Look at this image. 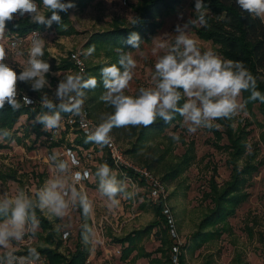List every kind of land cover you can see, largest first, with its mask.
Segmentation results:
<instances>
[{
  "label": "rangeland",
  "instance_id": "rangeland-1",
  "mask_svg": "<svg viewBox=\"0 0 264 264\" xmlns=\"http://www.w3.org/2000/svg\"><path fill=\"white\" fill-rule=\"evenodd\" d=\"M36 2V1H35ZM68 2V0H64ZM75 7L64 12L61 22L65 25L66 30L71 34L58 35L54 29L47 28L44 32H39V38L44 43V55L41 57L50 65L52 74L45 75L48 85L52 90V96L49 100L53 103H60L56 97L58 84L66 75L76 74L73 65L70 63L71 55L75 54L84 63L86 76L95 77L100 80L102 77L100 70L90 73L89 70L116 64L108 52L103 49L96 48L90 55L87 54L88 42L95 34H103L113 31L114 27L131 28L134 24L132 18L138 17L136 6L141 0H71ZM40 7L41 13L46 17L50 11L43 7V4L36 2ZM195 0H185L176 11L162 19V28L140 49L132 52V58L136 61V67L132 69L133 78L129 82L128 88L124 90L125 95L136 96L139 94L141 87H154L152 75L155 72V64L160 56L164 55L166 50L158 49L157 43L167 41L170 44L175 42L178 35L176 26L184 28L185 24L192 19L195 20ZM30 17L25 14L20 16L19 13L14 14L11 21L6 22L5 33L0 37V45H3L7 53L5 62L13 69L24 70L27 67L29 58V50L32 41L29 40V34L23 43L14 47V37L18 36L10 27L15 19ZM32 22V21H31ZM33 23V22H32ZM201 25L197 23L195 26L188 25L185 31L191 39L196 41L197 47L203 53L204 51H213L220 58L216 47L209 41L199 38L197 31ZM32 33V32H31ZM222 59V58H221ZM64 65L69 68L63 69ZM53 69V70H52ZM85 76V77H86ZM85 96L83 97V107L88 109L91 117L99 124L101 118L107 114H111L115 109L101 100V96L105 93H96L83 89ZM183 95V90L180 89ZM184 96V95H183ZM187 100V97H185ZM238 102L243 105L241 95ZM255 116L250 115L244 110V106L237 115L232 117L231 125L236 130L247 131V151L253 152L255 149L257 159L255 163L264 161V147L261 142L262 129L259 126L263 122V117L255 108ZM64 121V120H62ZM218 125L219 131H223V127ZM183 120L177 125L171 126L165 133L156 135L148 132V141L142 142L140 145L143 149L138 154H128L130 160L138 165L147 167V163L155 160L159 162L153 168V172L161 179L165 175H169V179L165 181V185L169 190V204L173 210L177 230L180 240L183 242L184 256L187 264H264V166L249 179V183L245 187V192L249 193V198L241 204L236 214L231 217L225 226L205 225L200 227L205 218L209 215L213 207L210 200L205 197L211 189V179L220 187L229 182L231 176L230 156L228 151L215 147L217 139L214 132L208 128H199L193 134H189L187 128L182 126ZM62 126L59 125V128ZM16 136L22 142L16 140L0 142L6 145L0 150V170L16 171L18 173V181H9L2 183L0 181V197L5 193L14 196L16 193L23 191L29 196L34 208L41 211L43 217L47 219L57 232V239L62 240L60 252L70 257L76 251L79 242L82 243L87 253L86 264H149L150 259L132 254L128 259L122 257V247L115 243L113 239L123 238L127 234L143 229L155 220L151 203L144 197L140 188H125L129 193H134V197L126 199L124 194H119L117 199L120 200L119 205L110 206V201L104 197L99 190V177L96 175L98 167L103 164L106 152L95 146L97 151L92 153V157L86 156L87 150H79V154H83L81 160V168L89 169L92 173L91 180L81 186L74 183L71 179L74 169L64 175L65 191L67 195L65 199L69 203L66 215L57 217L50 213L47 209L41 210L38 206V192L43 189L46 184L61 175L55 168V163L50 159L51 156L57 157L68 148L77 146L76 139L81 137L80 133L72 129L62 130L61 135H57L55 140L64 143L62 146L50 148L49 141L45 135L38 137L33 129V121L27 116H22L15 125ZM49 132V130H46ZM111 133L116 138L120 147L126 152L133 149L137 141V137H129L127 127H120V130L113 128ZM172 134L179 136V141L172 138ZM193 145L195 149V158L189 166L180 167L182 156L189 149L188 146ZM222 147L227 145V140L220 142ZM90 146V148L92 147ZM82 147L83 146H78ZM89 148V149H90ZM99 148V149H98ZM84 149V148H83ZM246 159L238 162L240 168L244 167ZM174 172L175 176L170 173ZM113 174L117 175L113 170ZM75 188L80 194L87 195L93 204V211L90 215V225H84L78 210V198L75 200L71 195V189ZM27 231L20 242L13 241L8 249L0 248V255H6L11 252L12 255L27 251L30 247H46L45 239L48 233L43 232L39 223L35 226L31 223L26 226ZM83 228L85 235L89 236V243L85 244L80 241L79 232ZM250 229L253 230L250 233ZM156 231V230H155ZM221 231L219 237L203 243L199 248L197 244L206 233ZM32 233H35L33 236ZM68 234V236H67ZM198 237H195V235ZM142 245L146 253H152L151 259L161 258L160 253H155L160 246V242L155 234L146 237ZM3 264H7V261ZM166 264V263H165Z\"/></svg>",
  "mask_w": 264,
  "mask_h": 264
},
{
  "label": "clouds",
  "instance_id": "clouds-1",
  "mask_svg": "<svg viewBox=\"0 0 264 264\" xmlns=\"http://www.w3.org/2000/svg\"><path fill=\"white\" fill-rule=\"evenodd\" d=\"M238 7L254 17L264 21V0H235ZM43 7L51 12V16L46 18L41 13L40 7L35 0H0V37L5 33L6 22L11 21L14 14L20 16L27 14L33 23L51 27L55 22L61 23L59 12L67 13L75 5L68 0H42ZM203 0H195L194 9L198 13L195 20L190 19L184 28L176 26L178 35L174 43L167 41L157 43L158 49L166 50L155 64V72L152 75L154 87L139 89L136 96L125 95L124 90L128 88L129 82L133 78L132 69L136 67V61L131 53H120L118 64L103 67L101 77L103 86L107 90L101 100L112 106L115 111L101 118V122L86 133L85 143L106 146L111 143L109 133L113 127L127 126H150L156 122L157 118L165 123H170L174 115L179 113L183 117V125L189 134H193L199 128L219 127L213 121L217 119H231L242 109L243 105L238 102V97L243 91H251V100L259 99L264 102V95L256 91V78L248 71L243 62L222 60L213 51L203 53L197 47L196 41L191 39L185 29L188 25L195 26L199 23L206 26ZM133 24L137 23L136 18H132ZM36 36V34L34 33ZM33 39L27 60V67L17 74L12 67L5 62L7 53L3 45H0V109L7 104L13 110L21 107L17 99V82H31L34 91L43 89L48 81L45 74L49 73L50 65L41 57L44 55V43L38 36ZM127 45L139 49L141 38L138 33L132 32L126 41ZM95 51L94 46H90L87 54ZM123 68V71H121ZM97 80L95 77L84 79L80 73L66 75L58 84L56 97L61 101L58 105L44 96L42 105L50 111L58 108L59 111H51L37 115L35 122L43 124L45 130H52L59 127L61 122V112L71 113L75 116L83 117V103L85 93L83 89H95ZM187 97L182 107H179L181 91ZM24 103L31 104L28 97H24ZM6 129H0V139L9 136ZM175 141H179L177 134H172ZM53 161L55 155L50 157ZM72 164H78L73 157ZM55 168L61 174L50 180L46 186L38 192V206L41 210L47 209L57 217H63L69 207L65 199L67 192L65 189V177L63 174L69 171L67 161H60L55 164ZM87 172H75L71 179L79 182ZM96 175L99 177V190L101 194L110 201V206L119 205L117 199L119 194H124L126 199L134 197V193H129L122 181L113 174L112 169L106 164H101ZM71 195L75 200L78 198L85 216L93 211V204L87 195L80 194L75 188L71 189ZM34 205L32 199L23 191L9 196L5 193L0 197V215L7 217L0 222V248L8 249L13 241L20 242L26 234V226L31 223L35 226L37 221L32 211ZM10 214V215H9ZM34 236L35 233H32ZM83 242L89 243V236H83ZM40 254L36 248L28 249V256L14 257L11 252L6 253L4 259L7 264H29L30 258L39 259Z\"/></svg>",
  "mask_w": 264,
  "mask_h": 264
},
{
  "label": "trees",
  "instance_id": "trees-1",
  "mask_svg": "<svg viewBox=\"0 0 264 264\" xmlns=\"http://www.w3.org/2000/svg\"><path fill=\"white\" fill-rule=\"evenodd\" d=\"M36 2L42 4V0H35ZM87 0H82L86 3ZM185 0H141L136 6V12L138 14L137 23H135L131 28L125 29L120 27H114L113 31L103 34H95L92 36L91 40L88 42L87 47L94 46L96 48L103 49L108 52L112 59H115L117 66L120 53L117 49L122 50L124 53H132L137 49L132 48L130 45L124 43L132 32L139 34L141 38V43L139 49L156 35V33L162 28V19L165 16H169L174 13L177 8H179ZM195 5V3H194ZM193 5V6H194ZM204 7L201 11L205 12V20L207 22L206 26H201L197 31L199 38L204 41L211 42L217 50V53L221 56L222 60H232L243 62L244 66L248 71L256 78V91H259L264 95V21L258 17H254L247 12L242 11L235 0H203ZM196 13V12H195ZM61 17L64 12L58 13ZM51 16V12L46 18ZM198 13L195 14L197 19ZM47 26L32 23L28 18L15 19L12 23L10 29L18 34L20 38H26L31 32L39 31L44 32L47 30ZM58 35L71 34L70 31L66 30L65 25L61 22L60 24L53 23L51 27ZM105 66H100L89 70L90 73L101 70ZM63 69L69 68V65H64ZM19 74L23 70L13 69ZM53 70V69H52ZM123 71V68H121ZM97 74V73H96ZM95 74V78L96 75ZM86 76V75H85ZM90 75L84 77L88 79ZM98 77H101L98 76ZM49 79L48 76H46ZM97 86L95 89H87L96 93H103L107 90L103 86V80L96 79ZM52 90L47 84L43 89L39 91H34L31 87V82H17V99L21 104L18 110H13L7 104L3 109H0V129H6L10 135L4 137L3 142H9L16 140L22 142L20 138H17L15 125L19 122L22 116H27L30 121H33V129L36 132V136L40 137L43 134L45 139L49 141V147H59L62 146L64 141H54L52 140V131H46L43 124L35 122V117L37 115H42L45 113L51 114V111H59L58 108L49 110L43 107L42 99L47 96L48 99L52 96ZM30 97L34 99L35 104L26 106L24 103V97ZM251 91H243L241 93L242 103L244 110L250 115L255 116V108L258 109L259 113L262 115L264 120V102L259 99L251 100ZM185 98L181 92V100L178 106L182 107L185 103ZM58 105L59 103H53ZM71 113L61 112V121L67 119ZM232 119V118H231ZM231 119H217L215 120L217 124L223 127V131H219L216 127L211 128L214 132V136L217 139L215 147L219 149L225 148L230 156L231 165V176L229 182L224 183L221 187L216 184L211 179V189L205 194V197L210 200L213 206L210 210L209 215L201 224V228L205 225L215 226H225L228 220L233 217L237 209L241 204L246 202L249 198V193L245 192V187L249 183V179L259 172V170L264 166V161H259L257 159V153L255 150L251 153L247 151V141L248 137L247 131L234 129L231 125ZM183 120V117L176 113L173 120L170 123H165L163 120L157 118L156 122L150 126H128L129 137H137V141L133 146V149L127 150L126 154H138L143 146L140 144L142 142L148 141V132L160 135L166 132L167 129L171 128L173 125H177ZM260 128L263 130L261 136V142L264 147V121L259 123ZM120 130V127H113ZM85 137L81 136L76 139L77 146H83L85 149H89L94 142L85 143ZM223 139L227 140V145H220ZM6 145L0 142V150L5 148ZM73 148V147H72ZM188 150L182 156V161L180 167H187L190 165L192 160L195 158V149L193 145L188 146ZM259 154V153H258ZM246 159L244 167L240 168L238 162L242 159ZM159 160H155L152 163H147V167L150 170L155 168V165ZM106 163L113 172V165L110 159L105 157L103 164ZM171 176H175V173H170ZM117 179L122 181L120 175H116ZM169 179V175L163 177V181ZM0 181L2 183H7L9 181H18V173L16 171L0 170ZM128 192L129 190L126 189ZM153 212L155 214V220L147 225L143 229L135 230L127 234L123 238L113 239L115 243H118L122 247V257L128 259L132 254H136L140 257L149 258V264H173V248L175 246V240L172 238L169 232V226L166 218L162 213V205H151ZM78 210L80 212L81 220L85 223L84 225H90V215H84L81 206L78 204ZM35 214V219L39 223L43 232H47V238L45 239L48 246L36 248L37 252L40 254L39 258H46L48 264H86L87 253L82 243L79 242L76 246V251L70 255V257L65 256L60 252L63 245L61 239H57V232L55 231L53 224H51L47 219H45L37 208L32 209ZM10 215V214H9ZM7 217L0 215V222H3ZM156 230V231H155ZM253 230L250 229V233ZM155 234L160 242V246L156 249L155 253H160L162 259L153 258L151 259L152 253H146L144 246L142 245L143 240L146 237H150ZM221 231H214L212 233H206L203 238L199 240L200 243L197 247H201L203 243L209 240L219 237ZM85 232L83 228L79 232L80 241L83 240ZM199 234L195 235L198 237ZM180 246V254L178 255V264H187L184 256V247ZM19 255L28 256V250L20 252ZM4 255H0V264L6 262ZM31 259V258H30Z\"/></svg>",
  "mask_w": 264,
  "mask_h": 264
},
{
  "label": "built area",
  "instance_id": "built-area-1",
  "mask_svg": "<svg viewBox=\"0 0 264 264\" xmlns=\"http://www.w3.org/2000/svg\"><path fill=\"white\" fill-rule=\"evenodd\" d=\"M34 33L36 34V36L38 37L40 36L38 32H32L29 37V40L33 41V39L37 38L34 35ZM14 39H15L13 41L14 47H17L21 43L26 41L25 38H20L18 36L14 37ZM80 59L81 58H79L77 55L72 54L70 63L73 65V69L75 70V73H80L85 77L86 74L85 65ZM49 73L52 74L51 70L49 71ZM28 98L32 101V103L27 104L26 106L35 104L34 99L30 97ZM82 110L84 113L83 117L75 116L71 114L67 119L60 122L62 129L58 127L56 129L49 130L52 131L53 133L52 140L58 141L55 140V137H57V135L59 134L61 135L62 130H66L69 128L72 129L71 131L73 130L78 131L81 136L86 138V133L90 131L92 128H94L96 125H98V123L91 117L88 109L83 107ZM109 135L111 136L110 145L101 146L95 144V146H99V148L103 149L106 152V155L112 162L114 172H116L117 175H120L122 177V182L125 186H127V188L129 189L140 188L142 193L144 194V197L147 199V201L151 203V205H159V204L162 205V213L167 220L170 235L176 242L173 248V264H178V255L180 254V246L183 245V242L180 240L174 213L169 204L170 195H169V190L165 185V182L161 178H159L148 167L138 165L134 163L132 160H130L126 152L118 144L114 135L111 132L109 133ZM77 149L82 151L87 150L85 148L83 149L82 147L74 146L73 148H68L67 151L62 152L58 157L57 155H55L57 159L55 161L51 159V161L55 164H58L62 160L67 161L69 164V169H74L73 174L75 172H81L82 174L84 172H87L88 175L86 177L82 176V179L79 182L74 181L75 184L81 186L82 184H86L91 180L92 173L89 169L81 168V160H82V156L84 155L79 154ZM95 151H97L96 148L92 146L90 149L87 150L86 156L91 158L92 153L94 154ZM73 157L78 161V164L74 165L71 163ZM13 256L20 257L22 255L15 254ZM29 264H48V261L46 260V258L41 257L38 260H34V261L30 259Z\"/></svg>",
  "mask_w": 264,
  "mask_h": 264
}]
</instances>
